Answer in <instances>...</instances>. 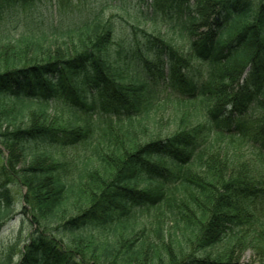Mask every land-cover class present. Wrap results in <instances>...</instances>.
<instances>
[{
	"label": "trees",
	"instance_id": "1",
	"mask_svg": "<svg viewBox=\"0 0 264 264\" xmlns=\"http://www.w3.org/2000/svg\"><path fill=\"white\" fill-rule=\"evenodd\" d=\"M149 1L150 29L133 18L113 58L121 29L102 7L0 0V228L19 186L33 230L0 264H239L232 255L246 239L264 264V225L251 237L241 228L264 182L235 150L247 141L264 167V0ZM160 17L176 19L187 51L155 30ZM20 20L24 30L8 29ZM194 63L207 67L200 83L189 77ZM160 79L184 98L154 102ZM33 143L88 151L71 180ZM134 207L157 215L148 230L123 234ZM116 213L125 222L114 225ZM96 228L109 237L83 233Z\"/></svg>",
	"mask_w": 264,
	"mask_h": 264
},
{
	"label": "rangeland",
	"instance_id": "2",
	"mask_svg": "<svg viewBox=\"0 0 264 264\" xmlns=\"http://www.w3.org/2000/svg\"><path fill=\"white\" fill-rule=\"evenodd\" d=\"M43 1V7H47L48 9H54L56 7V0ZM151 4L152 3L149 0L145 5H141L138 0H73L72 7L78 9L102 7L104 10L103 12L107 17H109L110 15L115 16L114 19L116 22H118L117 25L118 27H120L121 31L117 33L113 41L114 44L111 46L110 55L113 58H116L117 51H120L121 48L125 49L130 43V32L132 31V29L129 27V24H131L132 19L137 18L138 20H140L142 12L148 13L151 10ZM13 11L14 12L11 13L14 16L22 18V16H26V14L23 12H26L27 8H14ZM147 19H149V17ZM62 21V25H67L69 22L66 17H62ZM8 22V29H12L13 32L22 31L25 29V25H23V22L21 20L20 22ZM6 24L7 22L5 23V25ZM150 24L151 23L149 22V20L143 21L141 19V22L138 26L140 30H146L150 29ZM155 30L159 33V35L171 41L172 44L176 45L179 50L183 52L187 51V40L184 37L180 36V32L177 28V21L174 17H160L157 21ZM136 36H138V38L141 37L138 32H136ZM193 67L194 68L189 71V77L192 78L194 81L200 83V80L204 77L205 73L207 72V67L198 63H194ZM145 79L150 78L145 76ZM151 89L155 92V94L153 95L154 102H162L163 100L171 101L184 98L181 92H179L175 88H170L168 84L166 82H163V80L161 79L157 80L156 82H152ZM53 108L56 110V112L63 114L64 117H70V113H68L63 106L57 107V105H55ZM77 117L81 119L82 127H90V124H93V119L87 115L85 116L78 114ZM238 144L239 145L236 146L235 150L237 152H240L243 156L242 161H252L253 164H251L252 167L250 171H253V176L255 177V179L264 182V167L263 165H261L260 161H256V158L253 156V153H255L254 149L249 148L250 145L247 141L239 142ZM29 150H31L32 153H46L51 159L59 163V172L62 175H66L67 178L71 180H74L76 178L78 165L81 160H83L85 154L88 151L87 148L83 147H46L36 143L29 145ZM7 157V152L2 146H0V170L2 165L5 163ZM76 182L77 181H75V183ZM10 189L14 196V206L12 212L8 216V219L6 220V222L3 223V226L0 228V257L6 254L11 245L17 244V249L20 250L22 246L28 242L29 235L33 231L29 221V217L31 216L29 214V210L23 209V188H20L19 186H11ZM78 191L80 193L81 188L78 187ZM82 194H84V191ZM85 196L86 195L84 194V196L80 197L81 202L83 204L86 203ZM249 205L250 212L249 214L244 216V224L241 228L244 233L248 235V237H251L259 232V225H264V198L253 200L249 203ZM162 210L165 213H168L166 207L163 206ZM156 213L157 212L152 209H138L137 207H134L133 209L129 210V215L132 220L129 221V223H125L126 227L129 229L127 231L125 230V233H123L122 229H120V233L129 234V226L133 227L134 230L142 229L143 227L148 230L155 219V215H157ZM121 218L122 215L120 213L114 214L113 219L116 220L113 224L115 225V223L117 224L118 221H122L120 220ZM83 233H86L87 235H92V237L96 241H103L109 237V234L107 232H104L101 228L87 229L83 231ZM248 241V239L244 240L243 244L241 243L240 246H238L240 247L239 251L232 255V259H236L239 264H256L257 262H260L258 260L257 255H255V251H251L250 248L247 246ZM220 250L221 251L219 254L220 256H222V258H225L224 255L228 256L227 254L231 253L229 250H222V248ZM227 251H229V253H227ZM17 259L18 254L15 255L14 262Z\"/></svg>",
	"mask_w": 264,
	"mask_h": 264
}]
</instances>
